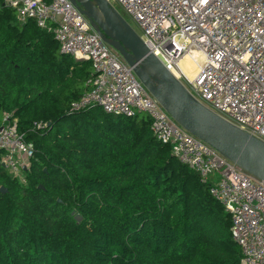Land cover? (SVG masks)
Here are the masks:
<instances>
[{
    "label": "trees",
    "instance_id": "1",
    "mask_svg": "<svg viewBox=\"0 0 264 264\" xmlns=\"http://www.w3.org/2000/svg\"><path fill=\"white\" fill-rule=\"evenodd\" d=\"M93 76L0 0V128L35 148L23 183L0 165V264H240L230 214L149 116L72 112Z\"/></svg>",
    "mask_w": 264,
    "mask_h": 264
},
{
    "label": "built area",
    "instance_id": "2",
    "mask_svg": "<svg viewBox=\"0 0 264 264\" xmlns=\"http://www.w3.org/2000/svg\"><path fill=\"white\" fill-rule=\"evenodd\" d=\"M107 1L137 26L148 49L204 107L264 143V0ZM5 2L19 22L33 20L52 32L62 54L92 64L91 90L72 112L98 106L113 116H149L156 139L172 148L181 165L210 182L211 195L230 214L240 264H264V182L177 124L69 0ZM186 56L197 58L193 79L180 68ZM34 149L6 115L0 165L23 183Z\"/></svg>",
    "mask_w": 264,
    "mask_h": 264
},
{
    "label": "water",
    "instance_id": "3",
    "mask_svg": "<svg viewBox=\"0 0 264 264\" xmlns=\"http://www.w3.org/2000/svg\"><path fill=\"white\" fill-rule=\"evenodd\" d=\"M96 34L116 50L164 110L184 130L264 182V143L204 107L148 49L107 0H69ZM27 168L24 167V170ZM0 192L5 193L4 188Z\"/></svg>",
    "mask_w": 264,
    "mask_h": 264
},
{
    "label": "bare ground",
    "instance_id": "4",
    "mask_svg": "<svg viewBox=\"0 0 264 264\" xmlns=\"http://www.w3.org/2000/svg\"><path fill=\"white\" fill-rule=\"evenodd\" d=\"M196 60L197 58L195 56H186L182 59L180 63V68L189 76L190 79H193L198 71Z\"/></svg>",
    "mask_w": 264,
    "mask_h": 264
},
{
    "label": "rangeland",
    "instance_id": "5",
    "mask_svg": "<svg viewBox=\"0 0 264 264\" xmlns=\"http://www.w3.org/2000/svg\"><path fill=\"white\" fill-rule=\"evenodd\" d=\"M130 23H131L132 27H133L134 29H136V30L138 31V33H139V29L137 28V26H136L133 22H130Z\"/></svg>",
    "mask_w": 264,
    "mask_h": 264
}]
</instances>
